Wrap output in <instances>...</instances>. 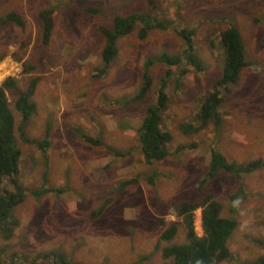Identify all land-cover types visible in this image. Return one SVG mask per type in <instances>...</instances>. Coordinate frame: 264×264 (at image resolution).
Listing matches in <instances>:
<instances>
[{
  "label": "rangeland",
  "instance_id": "1",
  "mask_svg": "<svg viewBox=\"0 0 264 264\" xmlns=\"http://www.w3.org/2000/svg\"><path fill=\"white\" fill-rule=\"evenodd\" d=\"M45 8L52 9L54 22L48 44L42 42L38 16ZM11 11L22 17L24 25L0 24V53L7 54L0 61V82L6 76L15 80L5 93L14 115L15 146L22 152L18 177L25 197L11 212L19 221L12 237L5 239L0 233V264H169L162 248L188 239L176 205L203 193L222 202L224 214L233 201H241L229 215L237 220L228 239L231 257L218 264L251 262L264 253V165L241 175L218 170L200 184L211 149L236 164L264 162V0H0V18ZM131 13H149L166 27L149 28L140 37L145 23L138 22L131 32L116 38L117 54L100 75L106 43L102 29L113 28L114 16ZM229 24L240 33L248 64L223 94L220 124L211 120L198 127L200 102L222 72L219 33ZM182 28L195 31L194 48L203 69L190 66L176 80L185 63L171 67L164 89L168 105L162 116L172 137L169 154L147 163L140 153L137 128L155 103L168 68L158 56L178 55L185 47L176 33ZM144 73L151 87L139 101H131ZM33 79L30 101L35 115L24 122L23 132L40 140L47 127H57L55 151L46 155L47 175L40 147L21 138L19 128L24 123L15 106L20 91L27 90ZM108 118L127 130L110 132ZM71 123L88 135L94 131L92 136H100L111 147L92 146L81 137L72 142L60 126L69 128ZM119 149L127 153L112 159V151ZM79 151H88L78 158H85L93 168L84 166L73 177L69 169H79L74 156ZM46 176L47 186L59 187L63 181L65 191L36 198L33 191L46 185ZM1 187L12 189L7 182ZM200 210L194 212L199 235ZM164 221L178 223L172 240L160 239ZM49 251L61 253L65 261L36 258Z\"/></svg>",
  "mask_w": 264,
  "mask_h": 264
},
{
  "label": "trees",
  "instance_id": "2",
  "mask_svg": "<svg viewBox=\"0 0 264 264\" xmlns=\"http://www.w3.org/2000/svg\"><path fill=\"white\" fill-rule=\"evenodd\" d=\"M38 16L41 20L42 42L48 44L54 25L52 9L45 8L40 10ZM5 22H13L19 26L24 25L22 17L15 11H11L0 18V24ZM138 22L145 23V26L140 28V37H144L146 30L149 28H163L167 24L161 20H154L149 13H131L124 16H114L113 28L102 29V33L106 37V43L101 53L104 68L99 71L100 75L105 72L106 66L117 54L115 46L116 38L131 32ZM194 32L193 29H176V33L185 42L184 49L178 55L171 56L163 52L157 58L159 61L165 63L168 68L165 70V76L161 80L162 84L157 90L155 103L147 108L146 114L143 116L137 128L140 150L147 163L162 160L168 155L167 144L172 137L162 124V116L168 105V95L164 89L167 85L166 77H169L173 72L171 67L180 66L182 63H185L180 68L178 74H176V80L188 72L190 66L197 71L203 69L202 62L194 48ZM219 40L224 52L222 72L220 77L214 81L212 89L204 95L203 100L200 102L196 114L198 127L207 125L211 120L215 126L220 124L219 106L223 100V94L229 92L230 86L237 81L241 69L248 64L245 58L242 38L235 25L229 24L224 30L220 31ZM6 55V53H0V61ZM151 84L149 75L144 73L143 83L138 92L130 98L131 101H139L143 98L149 91ZM35 85L36 80L33 79L27 90L20 91L15 101L16 108L22 113L23 121L27 120L34 109V104L30 101V97ZM14 86L15 80L12 76H6L0 82V233L5 239L12 237L15 227L18 225V220L12 217L11 211L23 200L25 194V189L18 177V162L21 151L15 146L14 115L10 109L5 93L7 89ZM21 135L24 141L36 143L42 151H46L49 146L47 135L40 140L28 138L23 131H21ZM80 136L85 141L94 145L102 143L99 138L91 137L87 133H80ZM116 153L121 154L119 152ZM263 165L264 162L262 159L236 164V162L228 160L221 151L211 149L210 163L204 177L200 179V184L204 183L206 178L215 177L218 170L241 175L255 171ZM6 182L12 186V189L1 187V185L5 186ZM48 190L51 189L42 187L33 192L36 195H40ZM198 208L201 209L200 225L202 235H197L194 229V212ZM175 213L176 216L181 217L182 226L188 239L183 244H173L162 248L163 257L171 259L169 264H218L231 257V250L227 241L237 225V220L232 216L224 217L222 215V204L214 199L210 193L195 200L178 203L175 208ZM177 226L178 223L176 222L165 224L164 230L161 233V239L172 240L179 231ZM258 242L262 244L261 240ZM51 257L65 261L63 255L56 251L39 253L36 256L38 259ZM242 264H264V253L255 260L243 262Z\"/></svg>",
  "mask_w": 264,
  "mask_h": 264
},
{
  "label": "crops",
  "instance_id": "3",
  "mask_svg": "<svg viewBox=\"0 0 264 264\" xmlns=\"http://www.w3.org/2000/svg\"><path fill=\"white\" fill-rule=\"evenodd\" d=\"M129 100V99H128ZM33 115H35L34 113H32L28 118H27V120L26 121H23V123L25 122L26 124H27V122H29L30 120H29V118H31ZM143 118V117H142ZM142 118H141V120H142ZM104 120H105V118H104ZM106 122H107V126H108V130L110 131V132H113V131H116V130H123L124 132L127 130V128H124L123 126H120L119 125V123H117L116 125H113L112 123H111V119L110 118H108L107 120H106ZM25 123H24V125H23V129L20 127H18L19 128V130H20V135H21V131H23L24 130V126H25ZM140 123H141V121H140ZM140 123H139V125H140ZM61 126V128H63V130H64V132L66 133V134H69L70 135V139L72 140V142H75V143H77L78 142V138H82L83 139V137L82 136H80V133H85L86 131L85 130H83V129H81V128H79L78 126H76V125H74V124H72L71 123V125L69 124V128H65V127H63L62 125H60ZM14 129H15V125H14ZM56 131H57V127H54V125H52L51 127H47L46 128V130L43 132V136L44 135H47L48 136V139H49V146H48V148H47V150L46 151H42V153H43V155H44V157L46 158V160H45V168H44V170H45V173H46V175H47V173H48V170H47V167H49V158L48 157H46V155H48L49 154V152L50 151H55V149H54V145H53V138H54V135L56 134ZM87 133V132H86ZM92 135H94V131H93V134ZM92 135H90L91 137H94V138H99L100 140H101V144H98V145H94V144H92V146H105V147H111V146H109L108 144H106V143H104L103 142V139L100 137V136H92ZM137 135H138V133H137ZM14 137H15V134H14ZM21 138H22V135H21ZM30 138V137H29ZM131 138V136L128 134L127 135V139H130ZM23 139V138H22ZM32 139H38L36 136L35 137H33ZM60 139H62V138H60ZM138 139V141H139V137L137 138ZM15 140H16V138H15ZM64 142H66L67 143V137H64L63 139H62ZM84 140V139H83ZM24 141V140H23ZM85 141V140H84ZM24 142H26V141H24ZM87 142V141H86ZM27 143H29V142H27ZM89 143V142H88ZM91 144V143H90ZM168 144H169V142H168ZM168 144H167V147H168ZM37 145V144H36ZM38 146V145H37ZM113 146V145H112ZM190 147H194V144H192V145H189ZM18 148V147H17ZM19 150H20V148H18ZM41 149V148H40ZM139 149H140V143H139ZM64 150H66V149H63V148H59L57 151H64ZM218 150V149H217ZM21 151V150H20ZM70 151H72V150H70ZM111 151V150H110ZM120 151H122V150H118V151H112L113 153H114V156L112 155V159H116V158H119V157H122V156H124V154H126V153H121ZM129 151V150H128ZM88 151H79L78 153H74V156H75V158H76V162H77V165H78V167H79V169H75V168H71L70 167V169H69V174L70 175H72L73 177L75 176V174L77 173V172H79V171H83L84 169V166H88V168H87V170H91L92 168H93V166H89L88 164H87V162H88V160H86L85 158H78L81 154H84V153H87ZM116 152H119V153H121L120 155L119 154H117ZM22 153V152H21ZM140 153H141V155H142V152L140 151ZM168 154H169V151H168ZM20 157H21V154H20ZM20 157H19V159H20ZM115 157V158H114ZM142 157H143V155H142ZM210 159H211V150L208 152V155H207V162H206V164H205V168L206 167H208L209 166V163H210ZM143 160H144V157H143ZM19 163V162H18ZM91 163H92V161H91ZM97 163V161L95 162V164ZM68 166L66 165V168H67ZM61 170H63V167H62V169ZM129 170V169H128ZM206 170L207 169H205V172H206ZM204 175H205V173H204ZM214 178V177H213ZM46 185L45 186H43V187H46V188H50L51 190H48L47 192H45V193H48V192H51V193H56V194H59V193H61V192H63V191H65V189H66V187H61V186H64V182L63 181H60V183H59V187H56V185H53V186H51L50 185V187L49 186H47V181H48V177L46 176ZM150 182H152V180L150 179ZM43 194V193H42ZM42 194H40V195H34L36 198H39V197H41L42 196ZM206 194H208V193H203V195H201L200 197H202V196H204V195H206ZM212 196H213V198L214 199H217V198H215V196L212 194V193H210ZM24 197H25V194H24ZM24 199V198H23ZM23 201V200H22ZM21 201V202H22ZM218 201V200H217ZM221 204H222V202H220ZM18 205V204H17ZM224 207H223V205H222V215L224 216V217H229V215L230 214H233V213H235V207H233V205L228 209V211H227V213H225L224 214ZM12 212V211H11ZM12 217L13 218H16V217H14L13 215H12ZM17 219V218H16ZM236 219V218H235ZM18 220V219H17ZM165 224H167L166 223V221H164V225ZM18 225H19V221H18ZM17 225V226H18ZM16 226V227H17ZM15 227V228H16ZM15 230V229H14ZM164 230V228L161 230V233H162V231ZM14 233V232H13ZM160 239H161V234H160ZM228 242V246H229V240L227 241ZM230 248V247H229Z\"/></svg>",
  "mask_w": 264,
  "mask_h": 264
},
{
  "label": "clouds",
  "instance_id": "4",
  "mask_svg": "<svg viewBox=\"0 0 264 264\" xmlns=\"http://www.w3.org/2000/svg\"><path fill=\"white\" fill-rule=\"evenodd\" d=\"M240 203H241V201H240V199L238 198L237 200L233 201V207L238 206ZM200 227H201V225H200ZM201 230H202V229H201ZM195 233H196V232H195ZM196 234H197V233H196ZM197 235H199V234H197ZM200 235H202V234H200Z\"/></svg>",
  "mask_w": 264,
  "mask_h": 264
},
{
  "label": "built area",
  "instance_id": "5",
  "mask_svg": "<svg viewBox=\"0 0 264 264\" xmlns=\"http://www.w3.org/2000/svg\"><path fill=\"white\" fill-rule=\"evenodd\" d=\"M194 229H195V225H194Z\"/></svg>",
  "mask_w": 264,
  "mask_h": 264
}]
</instances>
